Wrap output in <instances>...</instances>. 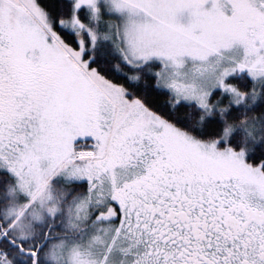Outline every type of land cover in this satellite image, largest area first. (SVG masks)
Wrapping results in <instances>:
<instances>
[{"label":"snow or ice","instance_id":"snow-or-ice-1","mask_svg":"<svg viewBox=\"0 0 264 264\" xmlns=\"http://www.w3.org/2000/svg\"><path fill=\"white\" fill-rule=\"evenodd\" d=\"M0 264H264V0H0Z\"/></svg>","mask_w":264,"mask_h":264}]
</instances>
